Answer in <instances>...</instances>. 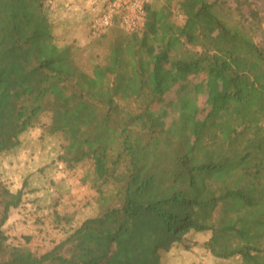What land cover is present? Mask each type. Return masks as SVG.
I'll return each instance as SVG.
<instances>
[{
	"label": "trees",
	"instance_id": "1",
	"mask_svg": "<svg viewBox=\"0 0 264 264\" xmlns=\"http://www.w3.org/2000/svg\"><path fill=\"white\" fill-rule=\"evenodd\" d=\"M76 7L0 0V156L39 128L66 169L90 165L101 212L72 228L55 213L70 229L37 254L3 228L28 177L0 178V264H163L189 233L216 258L264 264V15L250 0L149 4L142 29L113 18L121 32L88 73ZM171 102L173 116L157 113Z\"/></svg>",
	"mask_w": 264,
	"mask_h": 264
},
{
	"label": "rangeland",
	"instance_id": "2",
	"mask_svg": "<svg viewBox=\"0 0 264 264\" xmlns=\"http://www.w3.org/2000/svg\"><path fill=\"white\" fill-rule=\"evenodd\" d=\"M101 1L104 0H91L89 4L99 5ZM165 1L151 0L150 5L158 7ZM250 1L264 15V2ZM170 9L173 21L176 24L182 23L184 16L177 17V13L183 15L182 10L175 4ZM243 9L246 10V7ZM92 11L88 25L98 9ZM50 13L55 15L52 10ZM119 30L109 29L101 36L90 39L88 43H76L77 64L89 73L95 62L104 63L109 43L121 32ZM169 104L158 107L157 113L165 110L168 116H173L175 106L173 102ZM173 121L178 123L177 116H174ZM183 132L187 134V131ZM40 133L39 128H34L26 134L23 148L16 153L0 156V178L10 188L18 187L25 176L29 180L21 205L10 211L3 226L5 234L12 244H26L37 254L43 253L64 238L66 231L70 229L63 221L57 222L55 213L71 216L72 228L85 217L100 213L102 207L92 186L90 165L86 162L73 170L66 169L57 160V138L44 137L39 140ZM24 237L28 238L27 243L24 242ZM206 238L207 235L201 233L187 234L181 243L173 244L168 251L163 252V264H243L240 258L219 259L212 256L204 247Z\"/></svg>",
	"mask_w": 264,
	"mask_h": 264
},
{
	"label": "built area",
	"instance_id": "3",
	"mask_svg": "<svg viewBox=\"0 0 264 264\" xmlns=\"http://www.w3.org/2000/svg\"><path fill=\"white\" fill-rule=\"evenodd\" d=\"M151 0H106L99 14L91 18L88 34L99 37L111 26L116 17L119 25L126 30L140 29L146 20V8ZM177 17H182L177 13Z\"/></svg>",
	"mask_w": 264,
	"mask_h": 264
},
{
	"label": "crops",
	"instance_id": "4",
	"mask_svg": "<svg viewBox=\"0 0 264 264\" xmlns=\"http://www.w3.org/2000/svg\"><path fill=\"white\" fill-rule=\"evenodd\" d=\"M89 1L87 0H56L57 5L59 6V8H62V9H64L65 6L69 4H70V7L72 6L73 3L77 4V7H76L78 8L77 10L69 11L71 14H73L70 20V25H71L70 33L72 35L70 40L72 41L74 40L77 43V45L88 43L90 39L91 40L94 39L88 35V21H89L88 19L90 18L89 16L93 13L92 10L98 9L97 12L102 10L103 4L105 3L106 0L101 1L99 5L94 4V3L89 4ZM83 15L86 16L85 19H83ZM142 27L140 29H142ZM123 30H126V29L123 28ZM126 31H130V30H126ZM81 38H85V39H81ZM79 39H81V42L79 41ZM183 48L186 50L185 46Z\"/></svg>",
	"mask_w": 264,
	"mask_h": 264
}]
</instances>
